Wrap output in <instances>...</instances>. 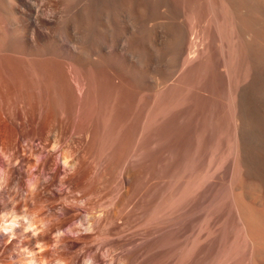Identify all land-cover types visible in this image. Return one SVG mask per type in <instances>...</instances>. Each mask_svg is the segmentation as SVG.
<instances>
[{"label": "rangeland", "instance_id": "obj_1", "mask_svg": "<svg viewBox=\"0 0 264 264\" xmlns=\"http://www.w3.org/2000/svg\"><path fill=\"white\" fill-rule=\"evenodd\" d=\"M140 1L136 35L162 31L164 2L184 30L180 58L155 65L164 79L0 52V227L15 225L0 232V264H264V191L250 187L235 121L246 115L243 142L264 171V0ZM194 32L205 45L191 60ZM144 39L130 40L149 58Z\"/></svg>", "mask_w": 264, "mask_h": 264}, {"label": "bare ground", "instance_id": "obj_2", "mask_svg": "<svg viewBox=\"0 0 264 264\" xmlns=\"http://www.w3.org/2000/svg\"><path fill=\"white\" fill-rule=\"evenodd\" d=\"M40 1L42 0H0V24L1 21L4 23L3 27L0 26V29L2 28V30H0V52L25 55L36 54L40 56L53 55L72 60L79 65H89L92 67L101 64L116 65L132 78L134 75H137L139 77L137 83H144L146 81L154 82L155 78L151 75L152 73L158 75L159 79L160 77L161 79L168 77L171 73L168 74L169 72L167 71L168 73L165 75L159 70L160 63L163 60H166L162 55L171 53L173 57L180 58L181 46H185L182 45V42L184 41L183 39L185 38L183 35L184 30L182 27H176L175 24L173 26V21L168 12L170 8L168 2L162 3V6L164 7V11H162L166 15V18H169L170 20L163 22L165 23L163 26L161 24L162 31L153 29L152 32V30H150L152 32H150L152 34L150 37L152 38H149L143 36V34L140 36V32L139 36L136 35V24L138 25V23L146 16L142 17V19L140 18L141 20L137 19L141 16H137L136 18V14L134 15V7L138 2H135V0H56L58 8H53L50 10L51 14L44 15L42 14V11H40V6H42L39 4ZM146 1L148 0H145L144 2ZM224 1L221 3V11H226L227 5H232L228 0ZM140 2H142V0ZM144 2L142 3L146 6V3ZM259 2L261 1L249 0L247 4H242L241 6L232 5L230 7L235 10L242 7H249L250 9L254 8L255 10L260 8L261 10ZM135 3L136 5L134 6ZM148 3L150 4L149 1ZM135 9H137V6ZM142 23L145 22L142 21ZM142 26L149 32L146 23ZM152 26L153 25H151V28H153ZM144 28H141L143 33L144 31L142 29ZM148 28L150 29V26ZM154 28L156 27L154 26ZM137 29L140 28L137 27ZM199 34L195 35L194 32L192 36H195L189 43H194L195 47H192L193 50L189 51L193 56V58H191L189 55L191 60H193L195 56H199V46L202 44L204 47L205 45H203V40H201V44L195 42V38ZM144 37L145 39L149 38L150 40H145ZM135 38L140 45L142 39H144L143 43L147 47V50H154V54L148 58L145 53L146 50L138 48L135 44L137 41L134 43ZM158 38H161L164 41V51L156 49ZM130 39H134V41H131ZM128 42L134 44L137 47V50H131L130 47H133L134 45L129 47ZM191 46H193V44L190 45V48ZM181 52L184 53L183 50ZM119 57H121L122 60H118ZM160 58H163V60L161 61ZM117 61L120 62L119 65L116 64ZM155 65L159 67V69L156 68ZM167 68L170 69L169 66ZM24 78L22 81L23 84L26 83H24ZM74 82L77 87V95L82 99L85 95V89L78 79H74ZM29 84H31V82H29ZM161 84L162 82L159 81L157 88H159ZM245 109H247V107ZM114 116L115 115H113V117ZM244 118H242L241 112L235 110L236 140L238 141L240 155L243 159V162H241L252 175L250 178V187H254L257 191L262 192L264 191V171L256 167L257 164L254 162L256 160L254 159L255 153L252 155L251 149L249 150L247 147L248 145L243 142L245 139L244 134L246 131L248 132L250 127L249 125L247 126L249 121L245 122ZM45 119L47 118L45 117ZM108 135H111V133ZM238 249L239 248H237V251ZM230 255L232 254L230 253L228 256Z\"/></svg>", "mask_w": 264, "mask_h": 264}, {"label": "clouds", "instance_id": "obj_3", "mask_svg": "<svg viewBox=\"0 0 264 264\" xmlns=\"http://www.w3.org/2000/svg\"><path fill=\"white\" fill-rule=\"evenodd\" d=\"M14 223L12 225H5V226H2L0 227V232H3L4 234H9L12 230V227H14ZM35 227V224L33 223V220L31 218L28 219V222H27V227L26 229L28 231H32V235L33 237H35L37 235L36 232L33 231ZM9 238H13V236H9ZM50 264H62V260L57 256L55 259H52L50 261ZM82 264H93V260L91 258H88V259H84L82 261Z\"/></svg>", "mask_w": 264, "mask_h": 264}]
</instances>
